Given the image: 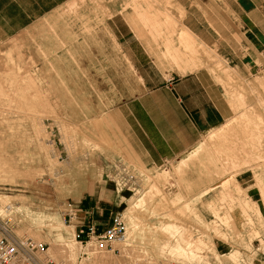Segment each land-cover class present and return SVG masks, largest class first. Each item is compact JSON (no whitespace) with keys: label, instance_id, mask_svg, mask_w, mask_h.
I'll list each match as a JSON object with an SVG mask.
<instances>
[{"label":"rangeland","instance_id":"1","mask_svg":"<svg viewBox=\"0 0 264 264\" xmlns=\"http://www.w3.org/2000/svg\"><path fill=\"white\" fill-rule=\"evenodd\" d=\"M103 15H109L106 8ZM33 50L31 53L23 44L0 50V218L8 220L17 236L45 244L39 254L42 263L80 264L90 254L99 258L97 264H185L184 256L178 257L169 247L180 241L181 233L184 240H201L192 248V256L197 257L189 255L190 264H232L231 250L239 251L233 256L240 254L246 264H264L263 212L262 216L257 204L245 199L246 191L236 187L238 176L252 177L264 207V141L257 147L258 160L239 150L236 157L222 150L215 159L204 158L208 149H224L223 138L229 140L231 136V130L222 129L238 115L237 91L245 94L244 110L251 104L264 117V71L249 79L240 78L217 56L200 48L212 63L209 70L215 80L227 88L233 116L223 127L205 134L195 147L203 146V152L182 167L180 160L185 155L160 168L145 169L111 155L108 129L97 128L91 119L97 115L90 111L91 103L105 108L109 88L91 81L89 73L84 76V86L75 87L72 81L58 77L60 71L52 64L56 56H44L36 44ZM8 165L11 170H7ZM79 184L83 187L76 190ZM204 189L207 193L202 192ZM241 195L242 199H235ZM177 196L181 199H175ZM100 198H112L113 203L101 202ZM211 204L215 212L209 208ZM96 207H106L103 222L112 211V217L123 216L127 228L123 240L104 250L98 249L94 238L89 245L74 239L76 219L92 209L96 216ZM167 223L177 226L175 236L164 232ZM71 248L75 258L70 260ZM49 250L65 252L55 258Z\"/></svg>","mask_w":264,"mask_h":264},{"label":"crops","instance_id":"2","mask_svg":"<svg viewBox=\"0 0 264 264\" xmlns=\"http://www.w3.org/2000/svg\"><path fill=\"white\" fill-rule=\"evenodd\" d=\"M73 1L0 0V50L23 44L34 53L40 42L42 53L56 56L52 64L67 83L81 88L89 73L91 81L108 87L105 108L91 103L90 111L97 113L91 119L97 128L108 129L111 155L139 167L179 160L233 116L226 89L209 73L212 63L200 48L240 78L264 71V0H136L137 6L148 3L171 15L175 47L180 30L192 36L199 56L178 65L166 58L164 42L153 41L136 19L132 0ZM236 181L264 215L252 177ZM100 201L113 203L112 198ZM96 209V216L92 209L77 218L75 228L108 226L113 212L103 222L106 207Z\"/></svg>","mask_w":264,"mask_h":264},{"label":"bare ground","instance_id":"3","mask_svg":"<svg viewBox=\"0 0 264 264\" xmlns=\"http://www.w3.org/2000/svg\"><path fill=\"white\" fill-rule=\"evenodd\" d=\"M75 1V0H74ZM73 1V2H74ZM75 4H76V2H75ZM131 5H134L133 6V9H135L134 10V12L137 14V18L136 19H138L139 21H140V23L144 26V28L146 29V31H147V33H148V35L152 38V40L153 41H156L157 40V36H159V38L160 39H162V41L164 42V44H165V53H166V56L172 61V62H174V64H179V63H181V62H184V63H189V62H194L196 59H197V57L199 56L197 53H198V50H197V47L195 46V42H194V40H192L193 38H192V36L188 33V32H186V31H184V30H180V32H178L179 34H177V42H178V47H175V45H174V40L172 39V36H173V34H174V32H175V29H173V28H176L175 27V23H174V20H173V18L171 17V15L170 14H168V13H160V12H158L157 10H155V8L152 6V5H148V3H147V5L144 7H142V6H137V4H136V0H132L131 1V3H130ZM71 5V4H70ZM69 5V6H70ZM73 5H74V3H73ZM71 7H72V5H71ZM68 9V8H67ZM72 8H70V10H71ZM63 11V10H62ZM164 11V10H163ZM136 16V15H135ZM134 18V17H133ZM127 21H128V18H127ZM129 22V21H128ZM133 23V22H132ZM136 24V23H135ZM135 24H133V25H135ZM137 25V24H136ZM184 29V28H183ZM136 30V29H135ZM138 30V29H137ZM136 33H137V31H136ZM135 33V34H136ZM148 42V41H147ZM36 45H38V46H41L40 45V42L39 43H35ZM149 44V43H148ZM181 49L183 50V51H181ZM150 52V51H149ZM8 54V53H7ZM8 56H9V54H8ZM44 56H45V54H44ZM202 58V57H201ZM11 59V58H10ZM157 59V58H156ZM128 60V59H127ZM5 63V62H4ZM6 65V64H5ZM13 65H14V62H13ZM190 66H195L193 63H192V65H190ZM44 67H46V66H44ZM180 67V66H179ZM46 69H48L47 67H46ZM183 69V68H182ZM3 70V69H2ZM7 70V69H6ZM209 73H210V71H209ZM61 76V73L59 74L58 73V77H60ZM218 76V75H217ZM216 76V77H217ZM221 78V77H220ZM219 79V78H218ZM220 82H221V79H220ZM261 82V81H260ZM263 82H264V80H263ZM11 84V83H10ZM263 87V86H262ZM22 89V88H21ZM227 89V88H226ZM252 89V88H251ZM236 90V89H235ZM254 90V89H253ZM36 91V90H35ZM234 91V90H233ZM255 91V90H254ZM22 92V91H21ZM14 93H15V91H14ZM35 93V92H34ZM39 93V92H38ZM235 93H236V91H235ZM8 94V93H7ZM6 94V95H7ZM30 94V93H29ZM232 94V93H231ZM30 95H33V93H31ZM35 96V95H34ZM229 96H230V94H229ZM18 97V96H17ZM36 97V96H35ZM233 97V96H232ZM232 97H231V99H232ZM236 97V98H235ZM234 98H235V100L238 102L237 104H236V106H237V112L236 113H238V115H237V117L236 118H234L231 122L232 123H230V124H226L225 125V128H221L223 131H224V129L225 130H231V131H229V133L230 132H232L231 133V136H230V138H229V140H227L226 138H223V143H222V146L221 147H223L224 149H218V148H214V150L212 151V149L210 150V149H208L207 151H206V155L204 154V158H206V159H208V160H212V159H215V157H214V155L216 154V155H218V153L219 152H221L222 150H228V151H230V155L229 156H234V157H236V155H238L239 156V151H242V152H244L243 154H246V155H256L257 157H260V153H259V150L257 149V147H258V144L259 143H262V140L264 141V117L256 110V108L253 106V105H251V104H249V106H247V110H244L245 108H246V99H245V94H244V92H238L237 91V94H236V96H235ZM22 98V97H21ZM23 99H24V97H23ZM7 100V99H6ZM16 100V99H15ZM21 100V99H20ZM27 100H28V98H27ZM232 100H234V99H232ZM236 101H234L235 103H236ZM11 102H13V101H10V103ZM16 102V101H15ZM27 102V101H26ZM260 103H262L261 102V100H260ZM264 103V102H263ZM248 104V103H247ZM16 106V105H15ZM22 107V106H21ZM232 107V106H231ZM10 110V109H9ZM21 110H22V108H21ZM29 110H31V109H29ZM7 112V111H6ZM6 112H5V114H6ZM9 112H11V111H9ZM234 112V113H235ZM3 114V113H2ZM10 114V113H9ZM15 115H17L16 113H15ZM223 127V126H222ZM219 130V129H218ZM219 132V131H218ZM34 133H36L35 131H34ZM215 133V132H214ZM219 134V133H218ZM36 135V134H35ZM219 136H221V135H219ZM229 136V135H228ZM210 138H211V136H209ZM223 137V136H222ZM5 139V138H4ZM216 140V139H215ZM40 141V140H39ZM227 142H229L228 144H227ZM263 144H264V142H263ZM2 145H4V144H2ZM212 145H213V143H212ZM260 148V147H259ZM203 149H204V147L203 146H199L198 148H194L193 149V151L192 152H189V153H187L185 156L186 157H182V159L180 160V166H179V168L180 167H182L185 163H186V161L187 160H189V159H191L192 157H196L200 152H203ZM248 149V150H247ZM74 150V149H73ZM239 150V151H238ZM3 152V151H2ZM245 155V156H246ZM250 155V156H251ZM248 156H246V157H248ZM255 156V157H256ZM47 157V156H46ZM253 157V156H252ZM255 158V159H257L258 160V158ZM232 159V158H231ZM249 159V158H248ZM256 160V161H257ZM260 160H263L262 158H259V161ZM1 162V161H0ZM249 162V161H248ZM204 163V162H203ZM245 163H247V162H245ZM4 164H6V163H4ZM9 166V168L7 169V170H11L12 168V166H10V165H8ZM6 168V167H5ZM3 169V168H2ZM166 169V168H165ZM167 170V169H166ZM178 170V169H177ZM18 170H14V172H17ZM167 172V171H166ZM164 173V172H163ZM162 173V174H163ZM168 173V172H167ZM161 174V175H162ZM165 174V173H164ZM166 175H168V174H166ZM165 175V176H166ZM258 182H259V184H262L263 185V181L262 180H257ZM257 182V183H258ZM154 185V184H153ZM224 185H227V181L226 182H224L223 183V186ZM83 187V184H79L77 187H76V190H78V189H81ZM129 187V186H128ZM236 187L238 188V189H240L241 187L239 186V184L238 183H236ZM237 189V190H238ZM262 190H263V187H262ZM207 190L206 189H204L202 192H206ZM264 192V191H263ZM207 193V192H206ZM246 196H247V194H245ZM123 196V195H122ZM181 196H177L175 199H181L180 198ZM128 199V198H127ZM247 204H248V202L247 201H245ZM263 202H264V200H263ZM245 203V204H246ZM216 206V205H215ZM255 206V205H254ZM10 206H8L7 208H9ZM211 207V209L214 211V206H212V204L211 205H209V208ZM6 209V208H5ZM211 210V212H213ZM259 210V209H258ZM257 210V211H258ZM215 212V211H214ZM217 212V211H216ZM259 212V211H258ZM257 212V213H258ZM1 214V213H0ZM215 214V213H214ZM213 214V215H214ZM215 215H218V214H215ZM258 215V214H257ZM260 215V214H259ZM258 215V216H259ZM196 216V215H195ZM219 217V216H218ZM217 217V218H218ZM225 218V220H227L226 219V216H224ZM260 217V216H259ZM216 218V217H215ZM221 218V217H220ZM221 220V219H220ZM260 220V219H259ZM228 221V220H227ZM226 221V222H227ZM252 220H250V222H251ZM230 222V221H229ZM60 225H61V223H60ZM163 225V224H162ZM161 225V226H162ZM179 227H181V226H179ZM162 229V228H161ZM177 229V226L174 224V223H167L166 225H163V230H164V232H166V233H170V234H172L174 231H177L176 230ZM180 229V228H179ZM183 229V228H182ZM185 229V228H184ZM185 232H187V230H185ZM217 232V231H216ZM254 232V231H253ZM176 233V232H175ZM175 233H173V236H175ZM188 233H189V231H188ZM254 233H257V232H254ZM224 234V233H223ZM179 235V236H178ZM177 236L179 237V240L180 241H176V244H174V245H172V246H169L170 248H171V250L172 251H174V253H176V255L178 254V257H181V256H184V258H185V262H182V263H185V264H190V256L189 255H191V257H197V255H193L192 256V253H191V251H192V248H197L198 247V245H199V243H197V242H200L201 240L200 239H193V240H191L190 239V237H191V235H189L190 237H189V239H190V241H188V240H184V237H183V235L180 233V234H178ZM220 235V234H219ZM256 235V234H255ZM257 236H258V234H257ZM257 236H255L253 239H256L257 238ZM37 237V236H36ZM170 237H171V235H170ZM172 238H174V237H172ZM198 238V237H197ZM223 238V237H222ZM253 239H251L250 241H252ZM170 241V240H169ZM91 241H89L88 243H90ZM87 243V244H88ZM197 243V244H196ZM66 244V243H65ZM166 244H168V243H166ZM166 244H164V246L166 245ZM68 245V244H67ZM89 245V244H88ZM201 245V244H200ZM73 246V245H72ZM94 246V245H93ZM96 246V245H95ZM201 246H203V245H201ZM167 247V246H166ZM169 247H168V249H169ZM66 248V247H65ZM74 248V247H73ZM94 248H96V247H94ZM163 249H166V248H163ZM203 249V248H202ZM69 250V249H68ZM95 250V249H94ZM198 250V249H197ZM74 250H72V248H71V250H70V260L71 259H74L75 258V256L74 257H71V256H73V254H74V252H73ZM161 251V250H160ZM170 250H168V252H169ZM199 251V250H198ZM63 252H65V251H62V250H55V251H50L49 250V254L51 253L55 258H57V257H61V256H63ZM167 252V253H168ZM235 252L237 253V252H239V251H237V250H231L228 254H230V259H231V262H232V264H241L240 262H239V259H240V257H239V255L240 254H238V255H234L233 256V254H235ZM201 253H202V251H201ZM68 254H69V252H68ZM95 254V253H94ZM169 254H171V253H169ZM194 254H196V253H194ZM83 255H87L86 254V252L85 253H83ZM172 255V254H171ZM200 255V254H199ZM100 256L102 257V254H100ZM103 256H104V253H103ZM163 256V255H162ZM104 257H107V256H104ZM111 257V256H110ZM199 257V256H198ZM202 257V256H201ZM69 258V257H68ZM103 258V257H102ZM184 258H182V259H184ZM195 258H192V259H195ZM98 257L97 256H95V255H90V254H88L86 257H85V261L84 262H80V264H97V261H98ZM196 260V259H195ZM199 260V263H200V261H201V258L200 259H198ZM83 261V260H82ZM58 264V263H57ZM74 264V263H73Z\"/></svg>","mask_w":264,"mask_h":264},{"label":"built area","instance_id":"4","mask_svg":"<svg viewBox=\"0 0 264 264\" xmlns=\"http://www.w3.org/2000/svg\"><path fill=\"white\" fill-rule=\"evenodd\" d=\"M126 230L123 216L115 215L112 217L110 224L102 230H99L94 224L79 226L75 230L74 239L87 244L94 238L98 249L104 250L111 248L114 242L123 240ZM44 250L45 244L35 242L30 238L17 236L12 231L8 220L0 218V264H50V260H46L44 263L39 260V254ZM258 250L255 249V251ZM239 262L246 264L244 257H240Z\"/></svg>","mask_w":264,"mask_h":264}]
</instances>
